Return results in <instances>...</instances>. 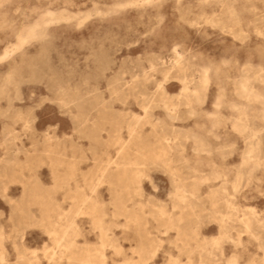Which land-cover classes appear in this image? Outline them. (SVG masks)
Here are the masks:
<instances>
[{"label":"rangeland","instance_id":"374dc122","mask_svg":"<svg viewBox=\"0 0 264 264\" xmlns=\"http://www.w3.org/2000/svg\"><path fill=\"white\" fill-rule=\"evenodd\" d=\"M0 264H264V0H0Z\"/></svg>","mask_w":264,"mask_h":264},{"label":"bare ground","instance_id":"6f19581e","mask_svg":"<svg viewBox=\"0 0 264 264\" xmlns=\"http://www.w3.org/2000/svg\"><path fill=\"white\" fill-rule=\"evenodd\" d=\"M3 2H5V1H3ZM2 4V3H1Z\"/></svg>","mask_w":264,"mask_h":264}]
</instances>
